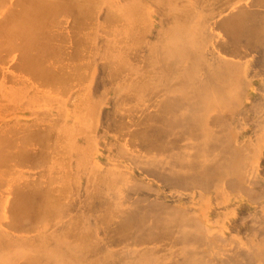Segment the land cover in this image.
<instances>
[{
	"label": "bare ground",
	"instance_id": "obj_1",
	"mask_svg": "<svg viewBox=\"0 0 264 264\" xmlns=\"http://www.w3.org/2000/svg\"><path fill=\"white\" fill-rule=\"evenodd\" d=\"M0 264H264V0H0Z\"/></svg>",
	"mask_w": 264,
	"mask_h": 264
}]
</instances>
